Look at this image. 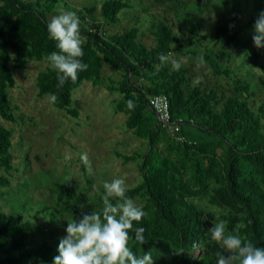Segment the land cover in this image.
<instances>
[{
	"label": "trees",
	"instance_id": "obj_1",
	"mask_svg": "<svg viewBox=\"0 0 264 264\" xmlns=\"http://www.w3.org/2000/svg\"><path fill=\"white\" fill-rule=\"evenodd\" d=\"M258 2L257 15L250 23L261 13ZM128 4L107 0L99 18L92 15L91 8H84L85 15L79 18L80 31L86 37L83 62L88 69L79 73L75 83L69 78L58 87L56 73L47 60L58 49L49 38V19L39 10L38 2L0 0V169L8 172L13 167V131L1 122L14 121L8 101V89L17 87L12 67L21 69L30 61H47L35 77L38 95L55 94L54 107L77 117L72 92L84 81L101 85L106 65L121 74L120 79L105 85L106 90L120 95L114 110L126 115V128L145 142L144 151L119 155L125 163L137 162L140 180L128 187L127 195L142 200L140 205L147 212L141 222H134V227L145 229L146 242L140 244L133 238L132 249L142 254L162 240L175 249L168 264H216L215 253L224 249L212 240L209 229L218 219L227 222L228 231L264 247V100L252 105L256 84L235 76L228 65L245 32L241 26L235 28L237 15L223 24L217 20L213 38L206 44L202 40L207 45L203 50L187 47L195 39H179L163 19L152 31L153 45L147 46L139 26L122 31L104 28L117 22ZM263 48L245 50L244 54L245 62L258 66L264 74V64L258 60ZM168 52L203 57L213 74L231 82L232 90L225 93L218 87L204 86L203 80L191 81L184 66L173 71L170 64L161 65L158 56ZM224 60L227 64L222 67ZM160 94L169 102L166 126L148 101ZM129 99L135 102L134 109L127 107ZM9 185L8 175L0 174V198L1 188ZM103 194L104 190L98 195L100 200ZM207 195L212 209L195 202ZM34 230L29 219L7 215L0 206V264H53L59 255V235L51 231L35 240ZM130 234L135 235L131 230Z\"/></svg>",
	"mask_w": 264,
	"mask_h": 264
},
{
	"label": "rangeland",
	"instance_id": "obj_2",
	"mask_svg": "<svg viewBox=\"0 0 264 264\" xmlns=\"http://www.w3.org/2000/svg\"><path fill=\"white\" fill-rule=\"evenodd\" d=\"M23 1L38 2L39 10L50 20L61 9L85 15L84 8H91L92 15L99 18L100 8L107 0ZM125 1L129 6L119 13L118 21L104 28L122 31L139 26L147 46L153 45L152 31L163 19L178 33L179 39L185 42L195 39L187 47L203 50L207 46L203 42L206 44L213 38L217 20L223 24L236 14L235 28L241 26L245 32L228 65L235 76L256 84V92L250 98L252 105L264 100V74L258 66L245 62L244 54L245 50L255 48L252 39L255 22L249 21L257 15V0ZM258 1L260 12H264V0ZM173 54L184 58L182 66L188 69L191 81L203 80L204 86H215L225 93L232 90L231 82L213 74L207 62L200 64L198 56ZM258 60L264 64V48ZM47 64V61H30L24 68H11L17 82V87L8 89L14 121H1L13 131L10 149L13 167L8 172L0 169V174L10 179V185L1 188L0 206L7 215H21L34 223L35 240H41L51 231L60 238L65 236L66 221L76 218L81 205L88 211L101 208L98 195L104 190L103 181L124 178L128 187L137 183L140 180L137 162L125 163L119 155L145 150V142L126 128V115L114 110L119 93L105 89V85L120 79V72L104 65L101 85L92 86L84 81L74 89L72 104L79 110V115L74 117L55 108L48 94L38 95L35 77ZM225 64V60L221 62L222 67ZM84 152L92 161L93 175L88 174L80 160ZM208 198L207 195L195 202L210 209ZM135 200L139 205L142 203L139 198ZM149 250L155 264H168L175 256L174 247L162 240L155 241Z\"/></svg>",
	"mask_w": 264,
	"mask_h": 264
},
{
	"label": "clouds",
	"instance_id": "obj_3",
	"mask_svg": "<svg viewBox=\"0 0 264 264\" xmlns=\"http://www.w3.org/2000/svg\"><path fill=\"white\" fill-rule=\"evenodd\" d=\"M81 20L75 11L61 9L47 22L49 38L56 42L58 51H52L47 60L56 73L58 87H62L70 78L73 83L80 72L88 69L83 62L86 37L80 31ZM255 34L252 39L257 48L264 47V12H261L254 24ZM161 65L170 64L173 71H179L185 63L183 57H176L172 52L158 56ZM203 64V57L199 58ZM55 102L57 96L49 94ZM129 109H134L135 102L126 101ZM70 158V157H69ZM89 175L94 174L93 164L87 152L80 155ZM104 194L102 207L67 222L66 235L60 238L59 255L53 258V264H155L152 251L137 254L130 246L135 238L140 244L146 242L143 227H134V222H141L147 216L143 206L127 195L128 184L124 178L103 181ZM130 230L135 234H130ZM212 240L224 249L217 251L216 264H264V247H257L251 240L238 233L230 232L227 222L220 220L209 229ZM202 248V244H194ZM227 252L229 255H224Z\"/></svg>",
	"mask_w": 264,
	"mask_h": 264
},
{
	"label": "built area",
	"instance_id": "obj_4",
	"mask_svg": "<svg viewBox=\"0 0 264 264\" xmlns=\"http://www.w3.org/2000/svg\"><path fill=\"white\" fill-rule=\"evenodd\" d=\"M148 101L149 105L154 109L163 126H166L169 120V102L167 97L163 94L152 95L149 97Z\"/></svg>",
	"mask_w": 264,
	"mask_h": 264
}]
</instances>
